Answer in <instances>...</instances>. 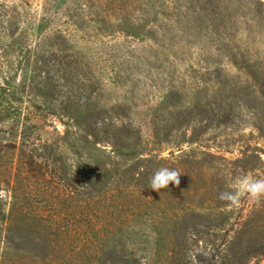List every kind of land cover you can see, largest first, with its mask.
<instances>
[{"label": "trees", "instance_id": "1", "mask_svg": "<svg viewBox=\"0 0 264 264\" xmlns=\"http://www.w3.org/2000/svg\"><path fill=\"white\" fill-rule=\"evenodd\" d=\"M207 5L214 15L217 59L213 66L181 67L177 62L183 59L173 51L183 44L185 14L175 5L162 4L160 12L153 0H43L38 12L31 0H0V184L15 181L9 211L0 204V264H245L264 257L261 227L249 228L244 216L233 221L232 205L219 199L231 184L229 174L219 179L211 174L218 168L214 160L221 161L220 167L225 166L223 171L228 173L235 167L256 168L255 161L261 160L258 150L248 154L251 147L244 141L243 161L205 151H183L173 161L161 157L165 144L182 150L184 142L195 140L185 141L194 123H206V129L213 123L234 125L236 110L242 111L243 106L256 118L254 129L264 136V52L249 50L263 45L264 0H204L197 6L200 11L190 10L199 14L194 16L195 23L205 19ZM146 19L155 25L156 36L142 39V47L149 49L143 48L138 57L148 60L151 56L160 62L161 78L142 86L140 93L152 92L150 98L147 93L123 96L120 101L125 106L116 107L121 112L112 117V108L103 113L101 104L90 103L94 95H101L93 84L98 79L99 91L111 90L99 78L118 72L116 59L128 57L130 51L107 38L120 34L130 48L132 38L145 37L130 29ZM206 61L202 55L198 59V63ZM223 61L237 68L229 71ZM67 76L63 91L61 81ZM19 86L25 92L28 89V97L37 91L50 102L42 105L30 100L32 105L22 107L18 101L23 98L17 95L24 91ZM176 89L192 96L191 105L178 108L173 121L160 126V105L167 92ZM56 121L63 124V133L55 128ZM67 148L76 157L68 186L72 204L62 217L65 205L48 201L46 206L54 212L48 216L34 203V187L44 184L42 189L48 191L45 185L57 171L54 156ZM125 156L146 158L127 168L119 162ZM161 167L180 174L178 186L170 183L172 191H179L173 195L176 199L183 197V178L191 182L189 177L197 172L195 178L202 186L185 192L198 203H181L172 212L181 239L167 250L158 243L149 250L141 247V240L150 232L139 231L140 226L149 225L154 235L161 233L154 228L156 219L139 210L152 201L149 180ZM60 168L62 175L64 167ZM232 230L235 236L229 239ZM193 231L222 236V241L216 244L210 238L204 250H194L183 243V233ZM242 243L246 251L240 248Z\"/></svg>", "mask_w": 264, "mask_h": 264}, {"label": "rangeland", "instance_id": "2", "mask_svg": "<svg viewBox=\"0 0 264 264\" xmlns=\"http://www.w3.org/2000/svg\"><path fill=\"white\" fill-rule=\"evenodd\" d=\"M43 0H31V3L33 5L34 10L41 12ZM172 2V3H171ZM155 10H158L161 12L163 8L161 7L162 4L167 5V7H171L172 5H175L179 7L181 11H183V14L185 16L183 17V25L186 28L185 33H183V44L182 46L176 47L173 52H177L178 57L182 58V62H177V64L181 67H186L189 64H197V65H203V66H213V60L217 59V53H216V45H217V37L214 33V21H213V13H212V7L207 5L206 7V15L205 19L203 21L199 20L196 23L194 22V18L198 16L199 14H195L191 9H197L200 11V9L197 7L199 4H204V0H153ZM164 9L169 12L175 11V9ZM209 9V10H208ZM195 16V17H194ZM152 18V16H151ZM162 18V16H161ZM193 19V21H191ZM136 26L135 29H130L131 32L138 35H144V38H141V40L132 38L131 39V46L130 48L126 44V41L120 34H115L113 37H109V41H111L113 44L115 41L117 43L122 44L123 50H129L130 55L128 57H118L119 59H116L118 64H120L121 69L116 73H108L103 74L102 77L99 78L100 82L102 84L108 85L110 84L111 90H98V86H100V83L95 82L93 84V88H95L96 92L101 94L98 98H93L90 100V103L95 104H101L100 109L103 111V113H107L108 110H111L109 113L112 115H116L117 113H120L121 110L117 109L116 107H124L125 105L121 104V101L123 96L125 95H141L147 92L140 93L142 86L144 83L148 82L149 79H157L161 78V70L157 68V66L160 65V62H156L153 57L149 56L148 60H142L138 57L140 52H143L144 49H149V47H142L143 41L142 39L147 38L148 36H156V32H154L155 25L153 23H148V20H142L141 22H135L134 24ZM198 25V27H197ZM264 30V26L262 27ZM264 35V33H263ZM263 45L256 44L257 50L254 51V47H249V50L252 52V54H255V52H264V40H260ZM111 44V45H113ZM239 44L241 46H244L245 43L239 40ZM183 48V49H182ZM202 48V50H201ZM112 49L113 48H108ZM138 49V51H137ZM161 57H163L162 54H160ZM203 59H206L208 63H198V59L201 57ZM127 60V61H125ZM225 64V68L229 71H233L236 69V65H230L226 61H223ZM30 68L29 69V75L28 78H30L31 68L33 62H30ZM232 73V72H231ZM69 76L64 78L61 81V84L65 85L63 88V91H66L67 87L66 85L69 83L68 79ZM2 80V77L0 76V81ZM110 82H113L115 84H111ZM132 82V84H131ZM17 84V83H16ZM107 86V87H108ZM21 90L24 91V93H19L17 96L18 98H23L22 101H18V104H21L22 107L30 106L33 102L38 104H48L50 102L49 99H45V97H41L38 95L37 91L34 95H29L28 97L27 91L25 92V89L22 86H19ZM179 91V92H178ZM46 93H50V90H45ZM152 93V92H151ZM151 93L148 92L146 95H149V98L151 97ZM154 93V92H153ZM156 95H158V92H155ZM168 98L162 102L160 105V110L158 111V115L160 120H163L160 124H164L167 120L169 122L173 121V116L175 115V111L179 109H187L190 107L191 103L190 101L193 99L190 94L185 92L183 90L180 91L178 89L172 90V92L169 90L167 92ZM153 98V97H152ZM30 100H33V102H29ZM143 101H146V99H143ZM139 102V101H137ZM237 116L234 120V125L227 124L223 125L220 124L216 126V123H213L208 129H206L202 123L200 124H193L192 130L187 133L186 138L188 141L192 138L193 140L191 143L184 142L182 144V150H178V147H175L173 144H165L162 151H161V157L165 159H169L170 161H173L175 156L183 155V151H188L190 153L193 152H208L212 153L219 157H226L230 161H235L236 159H245V156H243V151H245V144L243 145V142L246 141L247 146H250V151L248 150V154L251 153V151L258 150L259 154L261 155V160L255 161V164H257L256 168H245V167H235L232 168V165L228 164V168H232L230 171L231 173L223 171L225 166L222 168L220 167V162L218 160H214V165L217 166V169H213L211 172L212 177H215V179H219L223 175H227L228 179L232 181L241 175L244 174H250L259 178H264V136H260L259 132L254 129L252 126L253 120H256L254 115L250 112V109H246L243 106V110L239 111L236 110ZM55 128L62 131L63 133L64 126L61 122L56 121L54 122ZM206 129V130H204ZM48 131H53L55 134L54 137L58 136V133L54 130L53 127H48ZM133 154L132 152H130ZM134 153H137L134 151ZM128 154V153H127ZM138 155V153H137ZM85 156V154H83ZM76 157L73 155L72 151L70 149H62L59 150L56 155L54 156V159L57 163L56 170L49 179L51 180V183L48 185L46 184L45 187L49 186L48 191L43 190L44 184H38L35 185V195L33 197L34 203L42 206V209L46 215H53L54 212L50 210V207H47L48 201L52 202H62L65 207L64 210L61 213V216H66L68 212L70 211V207L72 204V192L71 189L68 186L72 185V178L74 175L73 171V160ZM86 158V156H85ZM133 157L125 156L123 158H120L119 162L122 164H126L131 168L135 165V162H142L143 159L146 157L143 156H136L134 159H131ZM240 165H243L242 163ZM64 167V171L62 175L59 174L61 171L60 167ZM192 175V174H191ZM196 174L190 176L193 179V181H187L186 178H183V197L178 198L176 196H173L174 194H178L179 191L173 190L172 186L169 184L168 188L162 189L161 191L154 190L152 195V201L147 204V206L141 208L139 210L140 214L146 215L151 218L156 219V223L154 224V228L158 227V231L161 234L154 235V231H151L148 226L144 225L140 226L139 231L149 233L150 235L143 236V239L141 240V247L149 248V250L155 249L156 243L160 246V249L162 247L163 250H167L168 248H172V244L174 242H178L181 237H179L174 229V222L176 221L175 217L172 216V212H174L175 208L179 206L181 203L183 206H187L189 203L188 201H194L198 203V199L194 198L192 196H186L185 192L188 189V191H194L192 188H200L202 184L200 182H197L198 180L195 178L197 176ZM15 185L14 179L7 180L5 182H2L0 184V204L3 206L6 212L9 211L10 206L13 202V187ZM43 185V186H42ZM174 198V199H173ZM175 200V201H174ZM183 201V202H182ZM233 210V221H238L236 218H240V216H244L246 221L248 222V227L251 229H254V227L258 224V226L261 227V229L264 231V197L260 199L259 202L251 200V199H245L241 202L240 206L238 208L231 206L230 207ZM172 210V211H170ZM177 214L180 215V211H177ZM56 215V214H55ZM147 217V218H149ZM238 227V224H235L234 229ZM225 231V230H224ZM198 234V236H195L193 233ZM193 233L189 232L187 235L183 233V243L187 242L191 248L197 251L204 250L206 243L208 242V239H214L216 244H219L222 241V236L215 237V236H208L205 233H202L200 231H193ZM231 234H228V238L230 239L231 236H235V230H232L230 232ZM233 239V238H232ZM210 242V241H209ZM164 245V246H162ZM158 246V247H159ZM212 247V243H210L209 249ZM241 249L246 251L247 245L246 243H242L240 246ZM192 264V263H191ZM245 264H264V257L263 258H253L249 262Z\"/></svg>", "mask_w": 264, "mask_h": 264}, {"label": "clouds", "instance_id": "3", "mask_svg": "<svg viewBox=\"0 0 264 264\" xmlns=\"http://www.w3.org/2000/svg\"><path fill=\"white\" fill-rule=\"evenodd\" d=\"M179 173L176 170L161 167L150 177L149 187L156 191H161L170 183L179 185ZM264 197V178H259L250 174L236 177L228 189L219 194V199L226 201L233 207L238 208L245 199L259 202Z\"/></svg>", "mask_w": 264, "mask_h": 264}]
</instances>
